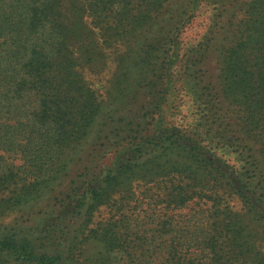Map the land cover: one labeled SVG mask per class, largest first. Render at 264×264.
<instances>
[{
	"label": "trees",
	"instance_id": "16d2710c",
	"mask_svg": "<svg viewBox=\"0 0 264 264\" xmlns=\"http://www.w3.org/2000/svg\"><path fill=\"white\" fill-rule=\"evenodd\" d=\"M0 264H264V0H0Z\"/></svg>",
	"mask_w": 264,
	"mask_h": 264
},
{
	"label": "rangeland",
	"instance_id": "374dc122",
	"mask_svg": "<svg viewBox=\"0 0 264 264\" xmlns=\"http://www.w3.org/2000/svg\"><path fill=\"white\" fill-rule=\"evenodd\" d=\"M207 16L208 12L205 8L198 9L195 17L181 33L183 47H187L199 41V39L206 31L208 23ZM107 70H103L100 73L91 75L89 77L91 80H93L95 88H98L99 93H101L102 95H106L109 89L110 72L109 70ZM198 113V110L192 104L190 95L183 92L180 94L179 99L175 100L173 108L169 106L165 109L164 120L169 124L182 127L183 129H189L190 126L194 125V123L196 122ZM167 122H165V124H167ZM212 148L218 156L223 158L229 164L237 167L241 165L237 157L238 153L234 147L226 148L224 146L222 147L214 145ZM108 160L109 159H106L105 161L107 162ZM72 171L73 168L70 169V173ZM66 185L67 178H64L58 190L63 191L66 188ZM231 205H233L235 209H240L239 202L234 198L231 202Z\"/></svg>",
	"mask_w": 264,
	"mask_h": 264
}]
</instances>
